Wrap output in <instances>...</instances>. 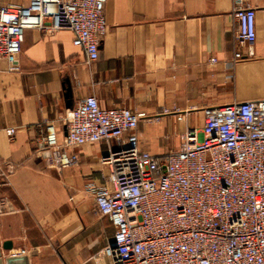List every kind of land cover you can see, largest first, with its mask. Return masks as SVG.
<instances>
[{
    "label": "crops",
    "instance_id": "0c3cea01",
    "mask_svg": "<svg viewBox=\"0 0 264 264\" xmlns=\"http://www.w3.org/2000/svg\"><path fill=\"white\" fill-rule=\"evenodd\" d=\"M247 2L254 55L236 63L232 0H108L91 63L68 30H24L18 68L0 60V162L13 165L0 178V245L11 244L4 256L25 250L29 264H113L103 249L114 227L85 189L102 180L106 143L75 148L78 163L58 171L37 155L36 138L48 122L61 138L65 110L95 95L102 107L143 114L139 145L161 157L187 126L202 125L205 107L264 99V0Z\"/></svg>",
    "mask_w": 264,
    "mask_h": 264
},
{
    "label": "built area",
    "instance_id": "2783aa9c",
    "mask_svg": "<svg viewBox=\"0 0 264 264\" xmlns=\"http://www.w3.org/2000/svg\"><path fill=\"white\" fill-rule=\"evenodd\" d=\"M22 1L0 6V60L9 69L18 68L27 28L68 30L86 62L97 60L108 0ZM232 14L236 63L254 55L255 9L232 0ZM142 117L86 95L65 110L61 138L53 122L36 138L37 155L58 171L78 163L75 148L106 143L102 180L85 186L114 227L115 247L103 253L113 264H264V99L205 107L202 125L187 126L179 146L161 157L139 145ZM12 170L0 162L2 180Z\"/></svg>",
    "mask_w": 264,
    "mask_h": 264
},
{
    "label": "water",
    "instance_id": "95a60500",
    "mask_svg": "<svg viewBox=\"0 0 264 264\" xmlns=\"http://www.w3.org/2000/svg\"><path fill=\"white\" fill-rule=\"evenodd\" d=\"M111 248L115 247V244L111 242ZM11 244L10 242H4L0 245V264H29L28 263V258L26 255L21 254L17 256H11V255H6L4 256L2 254V250H8L10 249Z\"/></svg>",
    "mask_w": 264,
    "mask_h": 264
}]
</instances>
